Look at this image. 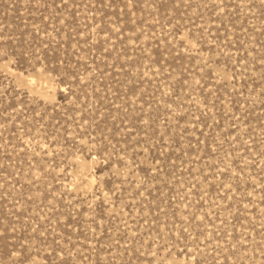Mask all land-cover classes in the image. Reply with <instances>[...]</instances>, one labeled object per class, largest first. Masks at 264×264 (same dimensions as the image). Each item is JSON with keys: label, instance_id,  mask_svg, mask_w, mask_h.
<instances>
[{"label": "rangeland", "instance_id": "obj_1", "mask_svg": "<svg viewBox=\"0 0 264 264\" xmlns=\"http://www.w3.org/2000/svg\"><path fill=\"white\" fill-rule=\"evenodd\" d=\"M0 264H264V0H0Z\"/></svg>", "mask_w": 264, "mask_h": 264}]
</instances>
